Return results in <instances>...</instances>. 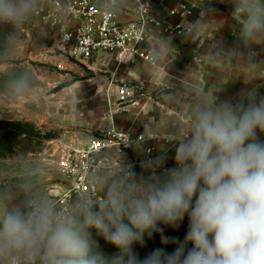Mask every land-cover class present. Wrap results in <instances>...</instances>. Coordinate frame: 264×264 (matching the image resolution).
Listing matches in <instances>:
<instances>
[{
	"label": "clouds",
	"instance_id": "1",
	"mask_svg": "<svg viewBox=\"0 0 264 264\" xmlns=\"http://www.w3.org/2000/svg\"><path fill=\"white\" fill-rule=\"evenodd\" d=\"M54 0H0V28L8 31L0 48V76H7L21 33L44 3ZM119 0H99L105 15L118 13ZM233 6L238 40L247 67L255 68L252 45L264 46V0H220ZM68 10L66 3L59 6ZM149 9L145 2L139 11ZM215 14L205 0L201 17ZM200 24L198 31H203ZM41 34H45L40 29ZM161 42L156 56L166 57ZM245 84L251 80H244ZM12 101L38 99L30 72L4 80ZM264 96L242 89L239 101L197 89L179 134L172 137L174 166L166 153L145 154L141 171L125 153L104 169L89 171L81 187L63 197L38 188L35 165L20 164L17 183L0 189V264H264ZM129 146H139L129 142ZM87 185V190L84 189ZM181 241L161 225L179 228ZM90 229L118 251L92 253ZM160 234L162 244L143 258L134 250ZM189 245H191L189 247Z\"/></svg>",
	"mask_w": 264,
	"mask_h": 264
},
{
	"label": "crops",
	"instance_id": "2",
	"mask_svg": "<svg viewBox=\"0 0 264 264\" xmlns=\"http://www.w3.org/2000/svg\"><path fill=\"white\" fill-rule=\"evenodd\" d=\"M180 1L193 11L183 19L189 34L184 38L152 37L146 48L156 58L155 65L142 60L133 65H118L113 55L105 53L91 59L112 56L118 67L134 76V80L122 82L127 86L125 81H132L137 91L133 93L134 104L119 110L118 128L145 137V141L137 144L139 148H133L134 158H142L145 148L153 146L156 155L166 153L167 167L174 166L172 137L181 131L197 89L220 99L231 98L234 102L239 101L242 89L255 87L258 94L264 96V64L249 68L244 62L241 52L246 54L247 50L238 40L239 23L232 14L233 6L228 2L211 0L215 14L202 18L205 0H154L155 16L173 23L179 21L177 17L169 16V10ZM122 4L118 17L120 21H130L128 2L123 1ZM200 24H205L203 31H198ZM161 42H167L170 50L166 57L158 58L156 51ZM251 50L257 53V62L264 61V46L254 44ZM245 79L251 83L245 84ZM166 140H169L168 144ZM135 170L139 173L141 168L136 167ZM68 185L52 186L46 192L54 196Z\"/></svg>",
	"mask_w": 264,
	"mask_h": 264
},
{
	"label": "rangeland",
	"instance_id": "3",
	"mask_svg": "<svg viewBox=\"0 0 264 264\" xmlns=\"http://www.w3.org/2000/svg\"><path fill=\"white\" fill-rule=\"evenodd\" d=\"M40 29L35 18L25 27L7 76H0V119L28 121L51 138L40 150L0 157V189L17 183L22 163L35 165L37 172L43 169V175L33 177L40 190L68 185L69 178L59 167L60 153L73 143L85 147L110 126L118 128L117 114L126 106L118 100L119 89L125 86L123 80H134L112 56L85 61L73 53L52 50ZM7 31H0V48ZM25 71L31 74L38 99L12 101L4 95V80ZM125 82L129 92L136 93L135 84Z\"/></svg>",
	"mask_w": 264,
	"mask_h": 264
},
{
	"label": "built area",
	"instance_id": "4",
	"mask_svg": "<svg viewBox=\"0 0 264 264\" xmlns=\"http://www.w3.org/2000/svg\"><path fill=\"white\" fill-rule=\"evenodd\" d=\"M128 2L127 13L132 16L130 21H120L118 14L105 15L99 8V0H54L52 5L44 3L39 15L34 17L47 38L52 50L70 52L83 60H91L99 53L111 54L118 65L135 64L142 60L151 65L156 64V58L146 44L154 37L184 38L189 34L183 19L192 14V8L180 1L169 10V16L177 17L179 21L169 22L157 18L154 13V0H119ZM147 3V11H139L141 3ZM66 3L69 7L64 11L59 6ZM57 44V46H54ZM133 94L126 86L119 89L118 100L122 104L134 103ZM143 135H134L125 130L110 126L102 135L94 137L85 147L73 143L65 146L59 156V167L70 179V184L54 197H63L81 187L84 175L89 171L104 169L110 162L116 160V153L122 151L128 160L136 167L145 154L156 155V149L148 146L142 158H134L132 150L135 145L145 141ZM169 140H166V144ZM87 190V185H84Z\"/></svg>",
	"mask_w": 264,
	"mask_h": 264
},
{
	"label": "trees",
	"instance_id": "5",
	"mask_svg": "<svg viewBox=\"0 0 264 264\" xmlns=\"http://www.w3.org/2000/svg\"><path fill=\"white\" fill-rule=\"evenodd\" d=\"M5 28H0V31H4ZM51 134H42L35 125L25 120H9L0 119V157L7 156L14 152L25 151L34 152L37 149L40 150L45 140L50 139ZM187 217L179 228L173 229L171 227L161 225L164 229L163 234L169 237H177L181 241L187 230ZM91 232L92 253H100L106 257H110L118 250L105 242V240L99 236L94 229L89 230ZM191 245H189L190 247ZM164 247L168 251H172L175 248L174 244H162L160 234L156 233L151 239L145 238V244L143 247L135 245L134 250L139 254L140 258H143L156 248Z\"/></svg>",
	"mask_w": 264,
	"mask_h": 264
}]
</instances>
